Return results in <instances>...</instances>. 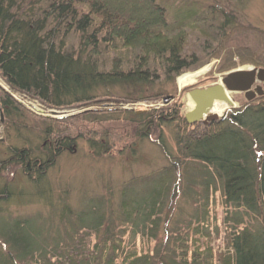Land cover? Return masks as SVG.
<instances>
[{"label":"trees","instance_id":"16d2710c","mask_svg":"<svg viewBox=\"0 0 264 264\" xmlns=\"http://www.w3.org/2000/svg\"><path fill=\"white\" fill-rule=\"evenodd\" d=\"M194 5L200 4L196 0H0V75L12 92L0 94L7 138L0 145L11 138L7 130L15 128L17 133L16 145L5 147L9 158L0 161V177L16 165L32 189L3 184L0 206L14 199L26 201L34 191L36 201L30 203L42 202L58 212V218L53 214L16 217L0 208V264H53L54 260L60 264H182L170 253L188 249V241L197 248L205 229L201 224L210 217L214 200L227 228L225 243L232 249L231 254L220 256L218 264H264V97L208 127L188 124L175 104L140 113L120 107L119 111L133 115L125 120L136 128L135 138L150 140L160 134L155 142L167 165L123 185L114 214L112 192L111 196H85L76 210L67 198L60 203L55 199L48 177L80 140L87 142L95 157L115 150L104 131L94 127L95 134L88 138L89 126L97 123L94 114L49 120L13 96L18 93L57 110L97 104L102 98L119 100L121 105L159 103L165 96L161 91L154 97L149 94L156 82L173 81L201 65L200 58L187 51L190 33L184 28L196 18L207 23L212 14L208 28L222 22L220 71L245 64L264 68V31L238 24L233 11L219 13L218 4L206 12ZM210 31L204 33L207 41ZM254 39L256 47L249 45ZM117 90L124 95L118 97ZM168 129L175 152L162 139ZM188 163L201 166L206 175L199 186L192 182L184 187L182 196L193 201V209L189 219L180 223L170 211ZM195 185L201 191H192ZM159 239L161 245L153 252L145 245L138 247V241L151 246ZM92 249L94 254H89ZM211 258L208 253L196 254L193 262L211 264Z\"/></svg>","mask_w":264,"mask_h":264},{"label":"rangeland","instance_id":"374dc122","mask_svg":"<svg viewBox=\"0 0 264 264\" xmlns=\"http://www.w3.org/2000/svg\"><path fill=\"white\" fill-rule=\"evenodd\" d=\"M196 1L200 4L194 5L197 10L200 9L206 12L210 5L218 4L215 5V7L219 8V13L222 12V9L224 12L233 11L236 14L235 16H237L238 24L252 26L264 31V0ZM178 7H183V5H178ZM211 16H214V14L207 16V23L201 22V18H196L194 19L195 22L188 23V26L184 28L190 33L187 51L188 53H195L197 57L200 58L201 65L174 78L173 81H167L164 78H161L159 82H156L152 88L153 90L149 92V94L154 97L156 96V92L161 91L159 94L165 96L164 100L159 103L149 100L137 102L134 105H121V103H117L119 100L114 101L102 98L97 104L57 110L48 108L43 103L36 100L27 101L26 99L28 98H25V96L13 93L14 98L17 101H21L19 103H22V105L31 112L45 119L62 120L80 114L93 113L95 116L94 118H97V123L89 126L90 132H88V138H90L92 134H95V130L92 129L95 127L96 131L99 130L106 132L109 136V140H111L110 142L112 143L113 141L116 145L115 150L110 155L99 158L92 154L85 140H80L78 147L74 152H69L59 159L58 164L50 170L48 175L54 191V196L56 197L55 199L58 200L59 203L64 200V198H67L68 204L77 210L81 206L82 200L85 196L112 195L113 206L111 210L116 214L120 203V193L123 185L138 177H145L154 172L158 173L159 170L167 165L165 153L155 142L159 140L158 137L160 134L152 135L150 140H138L135 138L134 130L136 128L131 126V124L125 120L127 116L133 117V115L125 114L122 110L119 111L120 107L125 111L129 110L133 111V113H140L172 107L175 104L180 106V114L182 117H185L193 108L190 104L189 97L191 91L196 89H206L217 85L220 83L223 76L238 70H250L253 68L262 69L255 67L254 65L245 64L238 65L233 70L226 73L220 71V65L223 60V51L220 49V43L223 38V35L221 34L222 22H216L217 25H214L211 29L208 28L211 22ZM235 24H237V22L233 23V25ZM208 31H210L209 41L205 39L204 35V33ZM249 45L256 47L257 41L254 39ZM201 71H203V74L197 77L194 83L189 84L186 87L180 86L178 81L181 76L186 74H196ZM1 91L11 92L9 86L0 75V94ZM116 95L122 97L124 94L120 90H117ZM230 99L232 104H230V107L228 106V112L220 117L216 123L229 119L231 112L235 109L233 107L240 109L245 103H248L244 94H232ZM35 107L39 108L41 112H38ZM4 120V117H1L0 110V141L7 139L5 136L6 125ZM216 123L213 122V124ZM213 124L211 123L210 125ZM202 126L205 127L204 124H202ZM8 131L10 132L11 138L7 142H4L3 146L0 145V161L9 158V155L6 152V146L16 145L17 143V133L15 128H10L7 132ZM25 132L26 131H24V134ZM29 137L33 138V136ZM127 138L129 141H126ZM162 139L166 141L169 149L175 152L176 146L170 129L164 131ZM133 149H136L137 151L133 152ZM191 165V163H188L186 167L183 168V172L181 173L182 187L180 194L174 199L173 208L170 211V216L173 220L180 221V223H184L189 219L188 217L192 215L193 209V201L187 196L184 198L182 196L184 187L190 186L189 184H192V182L199 186L203 180V176L206 175L205 170L201 169V166L198 165L193 167ZM11 182L14 186L18 187L19 190L24 189L25 191H32L24 180L19 167L16 165H11L7 171H3L0 177V187L3 184H11ZM198 186H193L192 191L199 192L200 189ZM111 192L112 194L110 195ZM30 196V199L26 201L22 200L19 202L16 199L11 200L7 205H1L0 208L2 211H7L16 217H25L27 215L35 216V214H42L45 215V217H49L53 214V217L58 218V212L49 209L42 202L30 203L31 201H36L34 191ZM215 205V200L210 202V217L201 224L205 229L202 236L199 237L200 244H198L197 248L195 249L193 243L191 245V242L188 241V249H176L171 251L170 255L175 254V256H177V263L194 264V255L198 254L205 256L206 253H208L212 256V258L209 259L211 264H218V259L221 260L220 256H227L229 253L231 254L232 249H229L225 243L227 228L223 221L222 210L219 207L215 209ZM58 206L59 205H57V207ZM169 210L170 209L168 208L166 209V211ZM4 219L6 223L7 221L10 223L7 217ZM257 225V227H261V224L258 223V221ZM263 226L264 225H262V227ZM160 239L154 241L151 246L148 245L146 241H144V243L138 241V247L142 248L145 245V247H149L148 252H153L155 247L158 248L161 245L159 243ZM189 239L191 238L189 237ZM155 243L159 244L155 245ZM163 246H165V242L163 243ZM145 253H147V251H145ZM89 254H94L93 249ZM205 260H208V258ZM52 263L60 264L57 260L52 261Z\"/></svg>","mask_w":264,"mask_h":264},{"label":"water","instance_id":"95a60500","mask_svg":"<svg viewBox=\"0 0 264 264\" xmlns=\"http://www.w3.org/2000/svg\"><path fill=\"white\" fill-rule=\"evenodd\" d=\"M232 94H244L248 102L264 97V69L238 70L223 76L220 83L206 89H196L189 93L194 108L185 116L188 124L209 126L217 122L215 117L204 119L216 102L231 103ZM236 108V107H233ZM1 117L3 115L1 113Z\"/></svg>","mask_w":264,"mask_h":264},{"label":"bare ground","instance_id":"6f19581e","mask_svg":"<svg viewBox=\"0 0 264 264\" xmlns=\"http://www.w3.org/2000/svg\"><path fill=\"white\" fill-rule=\"evenodd\" d=\"M201 74H203V71L198 72L196 74L183 75L179 78L178 82L181 87H186L187 85L194 83L196 78L199 77ZM190 104L194 108V104L192 103L191 100H190ZM228 106L230 107L229 103L216 102L213 108L207 114H205L204 119L207 120L208 117H215L219 119L228 112Z\"/></svg>","mask_w":264,"mask_h":264},{"label":"built area","instance_id":"2783aa9c","mask_svg":"<svg viewBox=\"0 0 264 264\" xmlns=\"http://www.w3.org/2000/svg\"><path fill=\"white\" fill-rule=\"evenodd\" d=\"M27 100V99H26ZM29 101V100H27ZM28 103H31V102H28ZM36 108V107H35ZM38 112H41V110L39 108H36Z\"/></svg>","mask_w":264,"mask_h":264}]
</instances>
